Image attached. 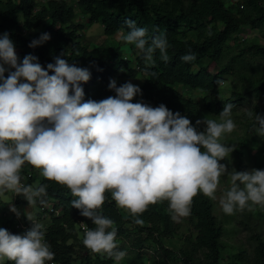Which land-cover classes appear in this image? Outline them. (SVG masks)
Wrapping results in <instances>:
<instances>
[{
    "label": "clouds",
    "instance_id": "clouds-1",
    "mask_svg": "<svg viewBox=\"0 0 264 264\" xmlns=\"http://www.w3.org/2000/svg\"><path fill=\"white\" fill-rule=\"evenodd\" d=\"M124 24L128 31L118 33L121 41L133 44L147 61L157 50L162 61H169L166 30L157 28L149 34L147 27L131 18ZM49 39L50 33H41L29 47ZM180 59L191 62L196 55L189 51ZM90 76L88 67L69 63L60 55L46 67L32 53L21 60L9 33L0 35V194L11 190L30 204L37 198L45 203L47 185H25L21 178L25 163L40 169L43 177L66 185L78 197L72 206L95 225L86 228L83 244L117 261L126 252L117 247L113 220L98 211L107 190L118 206L133 214L168 200L171 218L179 222L191 214L198 192L216 199L220 177L227 174L231 184L219 198L224 213L264 206V169L229 171L221 163L233 151L232 145L222 142L224 134L237 128L233 103H225L219 120L205 117L193 124L164 103L133 102L142 89L131 81L118 86L110 78L108 88L114 96L85 100L81 82ZM247 116L264 136V115L248 110ZM202 123L205 128L200 131L197 126ZM10 210L21 215L14 204ZM28 218L33 224L22 234L0 227V260L7 257L15 264L53 260L43 224ZM136 223L143 221L137 218Z\"/></svg>",
    "mask_w": 264,
    "mask_h": 264
},
{
    "label": "trees",
    "instance_id": "trees-1",
    "mask_svg": "<svg viewBox=\"0 0 264 264\" xmlns=\"http://www.w3.org/2000/svg\"><path fill=\"white\" fill-rule=\"evenodd\" d=\"M236 1L232 7L225 0H76L74 3L67 0H0V35L6 31L9 33L21 60L32 53L46 67L48 62H54V57L60 55L69 63L88 67L90 79L81 82L85 100L99 101L114 96L115 92L108 88V84L110 78L121 70H125L131 78L143 73L144 79L138 84L142 95L134 97L133 102L142 99L152 106L164 103L195 124L197 119H203L206 115L220 116L225 103L234 104L233 113L246 95H264L263 71L262 75L252 80L245 74L238 75L239 82H234L221 99L220 81L223 75L234 70L233 60L220 67L218 72L210 68L213 62L224 56L230 42L237 43L234 61H239V66H244L243 55L264 57V42L251 39L243 45L238 44L241 40L238 33L244 27L257 29L264 41V4L262 0ZM76 9L88 23H100L106 36L126 33L128 28L124 21L127 18L135 20L138 26L147 27L149 34L157 28L166 30L170 45L169 61H162L157 50L150 61L145 60L141 53L137 54L131 66L119 49L106 45L89 48L78 38L85 23L77 21ZM209 31L211 36L208 35ZM44 32L50 33L51 39L34 48L29 47L30 41ZM189 51L195 53L196 59L182 61L180 57ZM124 82L118 80L117 84L119 86ZM179 87L201 91V101L184 96ZM254 109L256 113L264 115V109L257 106ZM244 127L248 133L256 132L253 120L248 116L245 117ZM257 140L264 141V136H257ZM33 179H29L25 185H32ZM41 183L47 185V194L43 197L45 203L41 204L37 198L35 205L42 214L47 213L50 220L44 230L45 240L55 253L51 261L54 264H117V260L107 253L94 252L83 244L85 234L81 230V223L87 228H94L95 225L89 217L81 215L80 209L72 206L71 201L78 197L66 185L43 176L32 186ZM104 195V203L98 211L114 222L112 227L117 229L116 241L123 242L117 247L126 252L124 264H153L148 263L151 261L164 264L166 260L174 264H264V240L258 232L251 235L249 250L239 248L235 252L226 251L221 240L223 225L212 212L210 198L202 192L193 197L191 214L187 216L193 224L194 236L185 238L182 246H166L163 241L172 238L175 233L168 200L149 204L143 213L133 214L117 205L111 190ZM28 203L22 194H16L13 204ZM48 207L53 211H49ZM137 218L143 223H136ZM16 229L8 227L13 234L20 231ZM148 243L154 247L157 255L147 257L144 254L143 249L147 248ZM0 264L15 262L5 257Z\"/></svg>",
    "mask_w": 264,
    "mask_h": 264
},
{
    "label": "rangeland",
    "instance_id": "rangeland-1",
    "mask_svg": "<svg viewBox=\"0 0 264 264\" xmlns=\"http://www.w3.org/2000/svg\"><path fill=\"white\" fill-rule=\"evenodd\" d=\"M42 0H40L41 2ZM227 5L234 7L236 5V0H225ZM72 3L75 0H71ZM264 4V0H262ZM76 4V3H75ZM73 4V6H75ZM77 10V9H76ZM77 21L84 22L85 27L81 30L78 35L80 41L85 43L89 48H93L99 45L111 46L110 48L119 49L123 58H126L131 62V66L135 63V57L139 54V50L135 48L133 44L121 41L118 38L117 32L113 36H106L103 33V28L100 27V23H88L86 18L77 10L76 12ZM87 24V25H86ZM244 33L246 38L238 41V44L243 45L246 42H249L251 39H258L260 42H264L261 38L257 29L244 27ZM237 43L230 42V46L227 49L224 56L213 62L210 65V68L213 72H218L220 67L224 64L233 60V69L231 73L223 75L219 86V98L223 99L228 93V90L231 89L234 82H239L240 74H245L251 80L262 75L264 71V57L257 56L252 54H246L241 57L243 60L244 66H239V61L235 60V52L237 50ZM207 61V60H205ZM114 78L118 80H123L125 82L131 81L134 84H140L143 79V73H138L135 77H130L125 70L117 72ZM179 90L184 96L191 97L193 100L200 102L202 99V92L199 90H187L183 87H179ZM257 106L259 109H264V95L261 97H255L253 94L246 95L244 101L237 107V109L232 113V118L237 124V128L232 133H226L222 137V142L232 145L233 151L224 158L221 163L227 165L229 171L235 168L237 171L241 170H250L252 168L264 169V141L258 142L257 132L248 133L245 129V117L247 116L248 110H253ZM216 119L219 120L220 116L206 115L203 118ZM200 131L204 130L205 125L202 123L199 125ZM262 139V137H261ZM263 140V139H262ZM34 185H36L40 178H42V173L40 169L34 168ZM37 174V175H36ZM231 178L229 175L224 174L220 177V184L216 192V199L210 198L212 202V212L214 216L221 222L224 228V233L221 238L223 244L226 246V251L235 252L239 248L250 249L251 244V235L253 232H258L261 238L264 240V206L253 205L250 209L245 208V210L235 211L233 214H226L222 211V208L219 204V198L222 195L223 191L230 187ZM10 192L6 191L3 194H0V227L7 228L14 227L15 216L10 213V206L13 205ZM5 199V201H3ZM251 203V202H250ZM5 205V206H4ZM9 206V209L6 207ZM20 210L21 215L19 218L22 220H30L28 218L37 219L38 222L46 226L49 223V217L46 214L41 213V209L35 204H24L16 205ZM40 214V215H39ZM175 233L172 238L164 239V244L166 246H182L183 241L187 237L194 236V228L192 222L188 217H182L179 222L174 221ZM18 231V229H16ZM16 231V232H17ZM17 234H22L20 231ZM117 245H122L123 242L118 240L116 241ZM147 248L143 249L144 254L148 257L151 255H157L154 250V247L149 243L146 245ZM126 258V257H125ZM156 260H159L156 258ZM225 260V258H224ZM125 259L117 261V264H124ZM156 264H162L160 261H156ZM153 263L154 262H148ZM164 264H174L171 260H166Z\"/></svg>",
    "mask_w": 264,
    "mask_h": 264
},
{
    "label": "built area",
    "instance_id": "built-area-1",
    "mask_svg": "<svg viewBox=\"0 0 264 264\" xmlns=\"http://www.w3.org/2000/svg\"><path fill=\"white\" fill-rule=\"evenodd\" d=\"M67 1H71V0H67ZM76 1V0H75ZM242 6V5H241ZM238 36H239V38H241L242 40L243 39H245L246 38V36H245V33H244V30L243 31H241V32H239L238 33ZM7 72L5 73V75L7 76ZM220 83H224V81H220ZM34 167H32V165L31 164H28V163H25V165L22 167V169H21V178H22V183L23 184H26V182L30 179V180H32L34 177H35V174H34ZM37 175V174H36ZM33 184H34V181H33ZM32 184V185H33ZM8 192H10V194H11V196H10V198H11V201L14 203V200H15V198H16V193H14L13 191H11V190H9ZM49 208V211H53V209L51 208V207H48ZM42 209H44V208H42ZM10 213H12L14 216H15V224H14V226H15V228H17L18 230H20V231H24V230H27V229H29L31 226H32V224H33V221L32 220H28L27 222H25L24 220H22L21 218H19V217H17V215H16V213H14V212H10ZM45 214H47V213H45ZM33 220H36L37 221V219H33ZM81 230L84 232V234H85V230H86V228H87V226L85 225V224H83V223H81ZM46 264H54V262L53 261H50V262H46Z\"/></svg>",
    "mask_w": 264,
    "mask_h": 264
},
{
    "label": "crops",
    "instance_id": "crops-1",
    "mask_svg": "<svg viewBox=\"0 0 264 264\" xmlns=\"http://www.w3.org/2000/svg\"><path fill=\"white\" fill-rule=\"evenodd\" d=\"M100 27L102 28V25L101 24H100ZM3 201H5V199ZM8 208H9V206H8Z\"/></svg>",
    "mask_w": 264,
    "mask_h": 264
}]
</instances>
